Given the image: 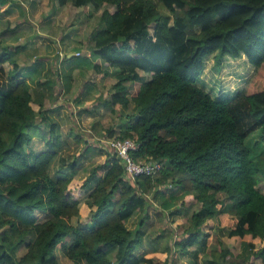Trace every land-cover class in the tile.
<instances>
[{"label": "trees", "instance_id": "16d2710c", "mask_svg": "<svg viewBox=\"0 0 264 264\" xmlns=\"http://www.w3.org/2000/svg\"><path fill=\"white\" fill-rule=\"evenodd\" d=\"M73 3L102 11L92 35V54L102 62L89 64L99 79L115 80L103 103L131 108L117 137L136 138L133 157L158 161L162 169L130 180L123 160L107 152L86 176L65 174L58 162L73 144L60 140L54 124L47 132L35 121L43 106L31 83L40 71L19 74L15 52L0 37V78H6L0 79V264H59L57 249L69 264H176L194 247L208 251L205 264H264V155L252 158L247 145L258 130L264 142V0ZM242 54L258 69L244 94L214 98L197 84L205 57L214 55L219 66L223 57ZM35 133L44 144L31 155L25 146L36 144ZM69 166L75 170L77 160ZM92 183L84 200L89 221L82 222L81 197ZM151 198H162L173 224L198 205L177 224L185 237L174 244L172 262L169 241L161 247L162 261L137 253ZM137 213L141 218L130 228ZM208 220L215 226L207 229ZM223 237L239 239L241 251L234 255Z\"/></svg>", "mask_w": 264, "mask_h": 264}, {"label": "rangeland", "instance_id": "374dc122", "mask_svg": "<svg viewBox=\"0 0 264 264\" xmlns=\"http://www.w3.org/2000/svg\"><path fill=\"white\" fill-rule=\"evenodd\" d=\"M67 1L62 5L59 0H12L8 2L6 0L1 5L0 36L4 38V33H7V36L11 37L16 27H21L20 25L22 23L19 24L20 20H28V24L32 27L40 26L46 30V33L50 34L41 36L38 34L36 36L37 32L35 30L31 36L21 39L18 36L20 35V31L15 32L14 36L19 44L29 45L23 49L25 51L28 50L27 53L23 50L17 51L19 56L18 62L21 65L32 63L28 61L33 54H36V57L33 59L35 64L39 60L45 62L47 74L43 77L47 83L46 81L35 82L31 85V91L34 99L41 102L43 106L42 111L45 110L50 119L47 121L45 117L37 116L35 120L36 125L42 130L50 132V123L52 121L58 123L60 140L73 144V146L67 149L65 155L60 157L58 166L60 165L62 167L65 174L83 177L89 172L92 165L104 160L107 151L112 153V150L106 143V140L111 138L109 133L111 130H114L117 133L113 137H117L120 124H123L127 120V113L130 114L132 111L131 108L123 111L120 108L113 109L103 103L104 100L110 99L113 93L112 83L115 80L110 76L99 79L92 69H80L71 80L73 83L69 87L70 89L65 90L61 76L64 67L59 63L60 59H62L60 56V51L62 50L61 44L65 42L68 34L77 37V41L71 42V49L72 51L78 52L80 57H73L72 63L82 64L87 54L91 52L89 50L91 46V35L100 26L99 16L102 12L101 9H96L91 4L83 8L82 6H74V0ZM23 14L27 16H23ZM21 17L24 18L21 19ZM171 23L172 18L169 17L168 24L170 25ZM25 32H27L28 36V34L32 33V30L26 28ZM64 33L67 35L63 36ZM33 37H35L34 40ZM10 41L8 43L12 44V46L17 45L15 43L16 41ZM80 42L84 43L80 44ZM87 42H89V46L86 45ZM48 46H52V56L47 55L50 51ZM40 57L41 59H39ZM204 64V69L198 78L197 84L208 91L214 98L227 95L228 98L233 99L244 94L248 84L258 70L248 62L246 56L243 54L238 58L225 56L222 58L219 66L214 62V55H208L204 59ZM8 70L9 66L6 65V72ZM0 79L5 80L6 78ZM39 93L43 94L41 95L42 97H40ZM92 120L97 121V123H91ZM98 124L101 125L99 131L92 127L98 126ZM70 132L74 137L79 136L81 141L74 144L73 140L75 139H70ZM53 137L56 136L53 135ZM260 137L261 131L258 130L247 141V145L252 151V158L264 155V142L260 140ZM35 138L38 140L35 141L36 146L35 144L33 146H25L31 155L37 149H41L44 144L40 136H35ZM82 145H84L83 148L86 150L81 155L80 150ZM74 160H77V167L75 170H71L69 165ZM170 187L171 185L166 188L169 189ZM261 190L264 192L263 184ZM180 193L173 195L175 198L173 210L180 206ZM166 194L169 195L171 192H167ZM161 199H150V217L146 220V226L142 230L144 244L137 249V253L142 256L154 258L156 261H162L160 256L164 253L161 247L169 241L171 242L172 251L168 256L172 262L174 258V244L185 237L182 232L183 230L177 227V224L179 225L183 221L186 222L189 220L190 214L198 208V205H190L187 209L183 210L178 222L173 224V221L168 217L170 215L168 211L161 207ZM38 217L41 220L43 215L39 213ZM88 217H90V213ZM140 218L141 214L137 213L129 220L127 225L130 228H134L137 220ZM73 220L75 222L76 218ZM214 226L215 223L213 220L207 221V229ZM154 238H157V240L150 242V239ZM223 240L229 245L234 255L241 251L239 249L241 242L239 239L223 237ZM212 244H214V240ZM255 244L256 247H259L258 243ZM55 255L59 264H69V260L59 249L56 250ZM176 258V264H205L204 259H209V254L205 249L194 247L190 255L182 254ZM255 261L253 264H263L260 263V260ZM162 264H167V262Z\"/></svg>", "mask_w": 264, "mask_h": 264}, {"label": "crops", "instance_id": "0c3cea01", "mask_svg": "<svg viewBox=\"0 0 264 264\" xmlns=\"http://www.w3.org/2000/svg\"><path fill=\"white\" fill-rule=\"evenodd\" d=\"M8 1H12V0H7V2ZM66 2H68V1H66ZM75 6V5H74ZM83 7V6H82ZM84 8V7H83ZM0 15H1V12H0ZM27 16L26 14H23V16ZM22 18H24V17H21V19ZM28 18H30L29 16H28ZM28 20H25V21H23V20H20L19 21V24L20 23H22V25H20L21 27V29L20 28H17L16 27V29L14 30V32H13V35L11 36V37H8L7 36V33H4V38H2L1 36V40H2V45L3 46H5V47H11V49H10V51L12 52V51H14L15 52V55H14V57H16V63L18 64V66H19V68H18V73L19 74H21V75H23V76H27V75H30V73H31V71H33V68H37L39 71H40V73H38L39 75V77H36L35 79H34V81L31 83V85H33L35 82H44V81H46V79L43 77V76H45L46 74H47V66H46V64H45V62H43V60H39L36 64L34 63V58L36 57L35 55L36 54H33L32 56H31V59L28 61V62H32V63H26V64H23V65H21V64H19V62H18V58H19V56H18V50H23V49H25L26 48V46H29V45H25V44H19L17 41H16V37L14 36V33L15 32H17V31H20V35H18L21 39H24V38H26V37H29V36H31L33 33H34V31L36 30V36L39 34V36H41V35H50V34H48V33H46V30L44 29V28H41L40 26H38V27H32L31 25H29L28 24V22H27ZM19 24H17V25H19ZM25 25H27V26H25ZM100 27V26H99ZM26 28H28L29 30H32V33H30V34H28V36H27V32H25V29ZM18 29H20V30H18ZM65 35H67L66 33H64V35L63 36H65ZM38 36V37H39ZM34 38L35 37H33V40H34ZM77 37H74V36H70L69 34L66 36V38H65V42L64 43H62L61 44V42H59L60 44H61V46H62V50L60 51V56L62 57V59H60V64H61V66H63L64 67V71H62L61 72V76H62V80H63V82H64V88H65V90H69L68 89V87H71V85H72V83L73 82H71V80L74 78V76H75V74L76 73H78V71L80 70V69H84V70H90V69H92V67L90 66V62H92V63H95V64H100L102 61H101V59H99V58H94V56H93V41H92V35H91V46L89 47L90 49V53H88L87 54V57L89 58L88 60H85L83 63L84 64H82V65H84V66H80V64H74V63H72V59H73V57H78V52H75V51H72V45H71V42L72 41H77V39H76ZM10 40H12L13 42L14 41H16L15 43L17 44L16 46H12V44H9L8 42H11ZM82 43H84V42H80V44H82ZM6 44V45H5ZM14 44V43H13ZM87 46H89V42H87V44H86ZM51 47L52 46H48V48H50V51L48 52V54L47 55H49V56H52V54H53V51H52V49H51ZM34 49V48H33ZM30 50H32V48H30ZM23 51H25V50H23ZM35 51H36V49H35ZM26 53L28 52V50L27 51H25ZM24 52V53H25ZM80 55V54H79ZM80 57V56H79ZM39 59H41V57L39 58ZM44 59V58H43ZM45 61V60H44ZM205 65V64H204ZM90 66V67H89ZM93 70V69H92ZM9 71V70H8ZM8 73V72H7ZM66 74H67V76L68 75H71V78H70V80H68V79H66ZM68 81H69V83H68ZM46 83H47V81H46ZM69 85V86H68ZM201 87V86H200ZM40 94V93H39ZM41 95H43L42 93L40 94V97H42ZM41 99V98H40ZM41 103V102H40ZM45 109V108H44ZM39 116H41V117H45V120H49L50 118H49V116L47 115V113H46V111L45 110H43V111H41V115H39ZM96 118V117H95ZM94 118V119H95ZM90 119H92V118H90ZM91 123H93V124H95V123H97V121H91ZM53 124H54V127H55V134H58V135H60L59 134V125H58V123H56V122H54V121H52L51 123H50V128L53 126ZM92 126V125H91ZM39 127V126H38ZM93 128H96V129H98V131H99V129H101V125H99L98 124V126H92ZM40 128V127H39ZM115 129V128H114ZM119 130H120V128H119ZM119 132V131H118ZM117 133V132H116ZM119 134V133H118ZM70 135H71V132H70ZM35 136H40V134L39 133H35L34 134V139L36 140V138H35ZM41 137V136H40ZM42 138V137H41ZM74 138V136H72L71 135V137H70V139H73ZM42 140H44L43 138H42ZM36 141H38V140H36ZM44 142V141H43ZM69 143V142H68ZM71 144V143H70ZM35 146H36V144H35ZM107 152H110V151H107ZM88 174V173H87ZM86 174V175H87ZM85 175V176H86ZM75 177H77V178H81L82 176H77V175H74ZM84 177V176H83ZM94 186H95V184L94 183H92L91 185H90V187H89V189L86 191V192H84L83 193V195H82V197H81V203H80V215H81V217H80V220L82 221V222H88L89 221V217H88V215H89V213H90V208L84 203V200H85V198H86V196H87V194L94 188ZM214 222V221H213ZM215 223V222H214ZM128 224V223H127Z\"/></svg>", "mask_w": 264, "mask_h": 264}, {"label": "built area", "instance_id": "2783aa9c", "mask_svg": "<svg viewBox=\"0 0 264 264\" xmlns=\"http://www.w3.org/2000/svg\"><path fill=\"white\" fill-rule=\"evenodd\" d=\"M79 54V53H77ZM108 147L123 160L126 175L130 180L140 176H154L162 169V164L152 159H135L133 152L137 151L139 144L136 138L111 137L106 140Z\"/></svg>", "mask_w": 264, "mask_h": 264}]
</instances>
